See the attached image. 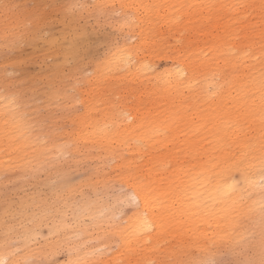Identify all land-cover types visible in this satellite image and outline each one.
I'll return each instance as SVG.
<instances>
[{
	"label": "bare ground",
	"instance_id": "obj_1",
	"mask_svg": "<svg viewBox=\"0 0 264 264\" xmlns=\"http://www.w3.org/2000/svg\"><path fill=\"white\" fill-rule=\"evenodd\" d=\"M95 4H118L122 12L116 26H120L119 30L124 27L125 36L129 39L135 36L136 41L132 39L133 43L128 44V37L125 38L127 40H122L95 65L86 80L91 84L85 100L91 101V94L98 88L112 94L115 85L127 97L116 101L104 99V94H93L98 104L94 107L88 104L83 114L70 116L73 121L69 120V124L72 123L73 128L68 133L56 132L51 124L43 127L46 115L40 119L43 125L40 127L39 120L36 121L37 104L27 109L24 102L18 101V107L6 122L2 116L9 111L10 101L1 100L0 175L6 176L12 169L23 167L46 169L55 163L51 170L57 169L60 165L57 161L66 155L74 166L78 162H93L92 172L96 174L93 176L99 177L95 180L101 183L98 185H105L110 176V180L126 190H123L127 193L125 200L135 204L132 213L115 224L125 237H131L146 223L150 230L142 236V242L147 241L148 246L141 247L138 254L130 258L126 249L117 244L116 252L109 258L103 256L106 240L113 238L107 234V227L100 230L98 225L108 223L112 216H104V202L98 203L99 198L90 202L83 195L75 202L72 195L75 185L69 187L62 183L61 193L55 191L51 201L47 198L43 201L41 197L37 204L40 196L32 197L37 193L27 196L32 197V205H20L19 201L20 207L16 205L19 209L9 215L10 221L18 222L17 227L2 220L4 213L1 215L0 228L4 233L12 232L11 235L19 237L21 255L11 257L13 250L10 253L8 248L0 247V261L25 264L26 259L51 253L60 245L71 246L75 254L61 264L76 261L95 264L99 259L104 264H120L121 261L126 264L129 259L133 264L136 261L159 264L170 258L174 249L183 258L197 261L213 254L216 257L221 251L234 254L228 249V243L244 237L246 244L235 253L251 250L249 259L258 264L262 251L260 207L264 203V165L261 164L264 109L259 90L264 73V0H96ZM134 4L156 7L137 10L131 7ZM238 4L245 7H231ZM188 5L193 7L188 8ZM177 17H182V22L173 23ZM72 30L70 33L74 34L64 40L68 41L65 45L58 44L56 37L48 36L46 51L61 54V59L58 63L52 61L46 74H42L48 87L44 100L41 99L43 102L40 100L44 109L56 105L66 111L67 106L76 102L71 92L79 91L81 77L68 83L63 78L64 73L61 74L69 61L77 62L81 56L78 38L84 34ZM50 53L45 56L51 57ZM158 53L170 60L168 70L160 72L153 68L151 60ZM113 63L118 65V70L110 74L108 67ZM77 66L71 69H78ZM76 72L79 71L67 75L75 77ZM252 93L255 98L249 99ZM47 170L43 173H49ZM57 170L56 177L60 174ZM61 176H65L64 173ZM48 180L47 183L51 182ZM55 180H60L57 184L64 181ZM91 183L83 185L87 187ZM46 184L43 183L51 187ZM52 189L57 188L54 185ZM52 189H48L51 194L55 193ZM93 190L96 193L95 188ZM66 213L71 216L68 222ZM85 220L89 223H84ZM41 224L49 226L58 239L56 236V240L48 239L50 242H44L43 248L32 252L30 249ZM75 234L80 237L78 242L69 239ZM93 240L99 245L87 247Z\"/></svg>",
	"mask_w": 264,
	"mask_h": 264
},
{
	"label": "rangeland",
	"instance_id": "obj_2",
	"mask_svg": "<svg viewBox=\"0 0 264 264\" xmlns=\"http://www.w3.org/2000/svg\"><path fill=\"white\" fill-rule=\"evenodd\" d=\"M95 2H96V0H0V42L3 41L6 30L11 31V29L13 28V26H12L13 22L17 20V17H21V18L27 17L31 13L39 10L46 15L47 21H48L47 24L45 26H43V32L40 34L41 38L38 37L36 39H29V42L24 47L17 49L15 52L10 54L12 56V59H6L3 54H0V97L2 98V99L0 98V101L2 100L1 102L10 101L9 98L11 99V97L13 96V94L16 91V89L14 88L11 91L5 92L3 87H2V85L5 83L6 78L11 77L12 80L14 81V83L16 85H19V91H21V92L23 91L22 93H25V95L23 96V98L21 100H19V102L20 103L24 102L25 104H23V105L27 109L34 107V106L36 107V104H37V107L39 110H37L38 115H36V117H37L36 121L39 120V122H40V123L37 122L38 124H41V120H42L43 115H44V117L46 115V118L43 117L44 119L42 122V124L46 125V126H43L41 124V125H39L40 127L43 126V127L47 128V126L50 127V124H51L52 126H54L57 129L56 132H64L65 131V133H68L71 131L69 129L73 128L72 123L69 124L70 123L69 120L71 121V119H72V121H73V117H70V116H72L73 114H76V116L83 114L84 110L88 104L90 106L98 104L94 101L93 94H104L105 95L104 99H107V100L115 99L116 101H120L121 98L123 99L124 97H127L126 93L119 91L118 90L119 87H117L115 85L113 87V91H114L112 93L113 95L110 92H108L107 90L104 91V88H103V92H101V89L98 88V89L94 90L93 94H91V99H90L91 101L85 100V99H87V97H86L87 90L90 88L88 86H89V84H91V81L86 82V80H88L91 77L92 71L95 68V65L98 63H101L104 60V58L111 52V50L113 48L118 47L120 45V43H122V40L128 39L127 40L128 44L129 43L132 44L133 41L134 42L136 41L135 36L134 37L132 36L133 38L131 37L130 38L131 40L129 39L128 36H127L128 38L125 36L124 33L126 31H125L124 27H122L123 29L119 30L120 26H119V28H118V26H116L118 24L117 20H119V17H120L119 14H121V12H122V10L118 4H114L112 6H108V5L97 6L95 4ZM5 3H10V4L16 5L17 6L16 11L14 13H9L8 16H5L4 9L2 7ZM74 4H86L89 7L86 8L85 10H83V12L74 11V10L70 11L69 6L74 5ZM63 8H65V10ZM70 12H71V14H70ZM67 13H69L68 14L69 16L67 15ZM16 15H17V17H16ZM63 15H65V16H63ZM62 16L64 18H62ZM66 18L69 19L68 24L65 23ZM60 19H62V21H60ZM71 21H73V22H71ZM63 25H64V27H63ZM71 26H72V28H74V30L76 29L75 31L77 33L84 34L82 36V38H81V35L78 38V40H79L78 42L81 43L80 44L81 56H79L80 58L77 59V62L69 61L66 64V67L62 68L61 74H62V72L64 73V75L66 77H63V78L66 79V81L68 83L70 81L72 83L75 79L79 80V78L81 77L80 82L81 81L82 82L78 84L79 91L74 92V90H73L71 92L73 94V96H75V97L72 96V99H75L76 102L72 106H69V108H68V106H67V108L65 107L66 111L63 110L64 109L63 108L62 109L63 112H62V110H60L61 107L58 106L59 107V109H58L56 107V105H54L55 107L49 106V108L47 107L46 109H44L42 104L40 106V102L41 101L43 102V100H44L43 98L45 97V95L48 91L47 90L48 87L44 84V81H45L44 79H46L44 75L48 71L47 67H50V65L53 64V62H55V63L60 62V59H61V54L56 53V55H53L52 53L49 52L50 50L46 51V50H48V49H46L48 47L47 46V40L49 39L48 36L50 37V35H51L54 38L56 37L58 44L65 45L68 43V41H64V40H67V37L69 40V38L72 36V34H74V33H70L71 32L70 30H72ZM74 30H72V31H74ZM122 30H124V31H122ZM45 33L48 34L47 39L44 38ZM60 35H62L64 38ZM125 38H127V39H125ZM37 39H38V41H36ZM132 39H133V41H132ZM44 40H45V42H44ZM59 41L60 42L64 41L65 43H59ZM116 45H118V46H116ZM44 51H45V53H44ZM57 51H58V49L56 48L55 52H57ZM46 52H47V54H46ZM48 53L51 54L52 58L50 56H48L49 58H47V56H45V55H48ZM151 61L153 64V68L157 71H160V72H163V70H168L169 67H171L170 60L165 58L160 53L154 55ZM72 63H74V65L76 64V66L78 65L77 66L78 69H75L76 71L77 70L79 71L78 73L76 72V76L79 74L77 77L76 76L75 77L68 76V75H70L71 71H75L74 69H71V68H74V65H72ZM43 73H44V75H42ZM39 77H41V78H39ZM40 80H41V82H40ZM35 81H36V83H35ZM45 83H47V82L45 81ZM34 85L36 88L34 87ZM44 86H46V87H44ZM134 89L137 90L138 88H134ZM67 92H70V90ZM32 98H33V100H32ZM117 98H119V99H117ZM41 99H43V100H41ZM130 99H131V97H130ZM68 104H70V103L68 102L67 105ZM46 111H48L47 113H49V111H50V113L45 114ZM39 116H41V118H39ZM62 116H64V117H62ZM46 128H44V129H46ZM69 159H70L69 156L66 155V157L64 156V158H61L57 161L58 164H60L59 166L57 165V167L62 168V171H63L65 176H66V173L68 174V177L66 176V178H63L65 176L60 177V174L63 175V173H62V171L58 172V170H57L58 168L57 169L55 168L57 170V174L60 173L59 175H57V177L55 174L56 170L54 168H53V170H55V171L51 170L52 167L56 163L53 165H49L50 168L46 167V169L45 168L44 169L39 168L38 170L34 169L35 172L34 171L31 172V174H33V173L34 174L31 175L29 173V174H27V176L23 175L21 172L14 173L11 170L10 172L7 173V175L10 174L9 177L13 176V177H11V181L6 180L5 176H3V174L0 175V181L3 182V183L0 182L1 183L0 184V220H1V215L4 213L5 215L4 214L2 215V220H5L6 222L8 221V223L10 222V224L12 226L17 227L16 224L18 222L15 223L12 220L10 221V216H9L10 214H11V216L13 214H15L14 210L19 209L20 205H23V204H29L30 203V205H32L31 201H30V198H32V197L37 199L38 196H40V198H38L37 204L39 202V199H41V197H42L43 201L46 198H47V200L51 201L52 197H54L56 194L55 191H57V193L58 192L61 193L60 187L62 185H64L65 183L69 187L70 186L74 187V185H75V187H74L75 189H73V191H75L76 193L80 190V192L76 194L75 192H72V188H70L71 192L73 193L72 195H74L73 197H75L74 201L76 200L75 202H77V203H78V201H80L81 198H83L82 197L83 195L86 198V200H87V198H89L88 200H90V202L95 200V198H99L98 200H96L98 203L104 202V203H102L104 205V208H102L104 211V216L109 214L112 217L109 219L108 223H106V224L99 223L98 226H100V228H101L100 230H104V229L107 230L106 227L109 228L110 224H115L116 222H122L125 217H127L130 213H132V211L135 207V204L133 202L128 203L125 200L126 199L125 196L127 195V193L123 192V190L126 191L124 189V187H122V186L120 187L118 183L116 184V183H114V181L110 180V176H109L108 180L111 181V183L109 181H107V179H106L107 182L105 185H103V184L98 185L101 183L97 182L99 180L96 181L95 179H99V177L94 178V176H96V174L94 175V172H92V168L95 166V163L89 162V161H86L87 163L78 162V164L76 163V165L74 166V164H72L71 159L70 160ZM61 168H59V169H61ZM65 168H66V170H65ZM41 169H43V171H41ZM47 169L50 170L49 173H46V172H48ZM17 170H19V169H17ZM44 171H46V172L43 173ZM51 171H53V173ZM104 172H107V169H104ZM44 174L45 175L49 174V176L45 177ZM53 175H55V177H53ZM44 177L46 178L45 182L43 181ZM89 177L90 178L93 177L92 180H94V182L92 180H90ZM3 178H4V180H3ZM51 178L52 179L57 178V179H61V181H63V180L64 181L57 184L58 181H60V180L56 181L55 179H53V182H52ZM48 179H50V181H51V182H48L49 184L47 183V181H49ZM85 179H87V180H85ZM5 180H6V182H5ZM70 181H71V183H70ZM87 181L93 182V183L88 182V183H91V185H86L88 188L85 187V185H83V184H88ZM95 181L97 183H95ZM80 182H84V183L82 184ZM43 183L44 184L47 183L48 186L51 185V187H46L45 185H43ZM60 184H62V185H60ZM93 184L94 185L97 184L96 185L97 187L93 186ZM54 185H55V188H57V189H52V188H54ZM56 185H59V186H56ZM91 187H92V189H91ZM93 188H95L96 193H93V191H94ZM101 188H103V189H101ZM48 189H50V190L52 189L53 192H55V193L51 194L50 192H52V191H50ZM98 190H99V192H98ZM33 193L34 194L37 193L35 195L37 197L32 196ZM28 195H31L32 197L28 198L29 197ZM49 196H51V197H49ZM24 199L26 202L22 201ZM27 199L29 200V202H27L28 201ZM42 200H40V201H42ZM100 200H103V201H100ZM19 201H20V205H19ZM17 204L19 205L18 208L16 207ZM6 209L8 210V212ZM12 210H13V213H12ZM8 216H9V218H7ZM66 216H69V213H66ZM70 217L71 216L66 217L67 222H68V219H70ZM84 223H89V221L85 220ZM40 226H41V228L39 229ZM40 226L37 229V231L40 233L37 235L36 242H34L32 244V247L30 249L32 252H35L40 247L43 248V246L45 244L44 242H50L56 236V234H52L50 232L49 226L44 227V224H41ZM90 227H91V225H90ZM102 227H103V229H102ZM47 228H48V230H47ZM0 230H2V227L0 228ZM50 233L52 235H50ZM11 234H13V233L12 232H9V233L5 232L4 233L3 230L0 231V247L2 249L8 248L10 253L13 250V252L11 253V255H12L11 257H18L19 255H21V249L19 248L20 247V244H19L20 239L18 236L16 237V236H13ZM14 234H16V233H14ZM58 236L62 237V235H58ZM48 239L49 240L51 239V240L49 241ZM57 239H58V237H57ZM69 239L70 240L72 239L73 242H76V241L78 242L80 237L79 236L77 237L75 234L74 236H71ZM70 242L71 241H69V243ZM105 243L107 244V248L105 247L106 249L105 248H104V250L102 249V251H103L102 253H104L103 256L109 258L114 252H116L117 243L114 239H108V240H106ZM10 245H12V246H10ZM33 245L36 247H33ZM97 245H99V242H97L96 240H93L87 244V247L95 248ZM9 246H10V248H9ZM34 248H36V249H34ZM56 248H59V249H56ZM56 248L51 253L47 252V254L40 255V256H38V258L33 257L31 259H26L25 262L26 261H35L36 264H41V262H43V264H61V263L68 262V260L71 259V256L72 257L75 256V254L72 251L70 253L69 248L65 245H60V247H56ZM80 250H82V249L80 248ZM221 253H224V255L222 256ZM251 255H252L251 250H248L242 254H238V253L229 254V253H225V252L221 251L219 253V255H217L215 258L216 259H231V260L244 261V260H248L251 257Z\"/></svg>",
	"mask_w": 264,
	"mask_h": 264
},
{
	"label": "snow or ice",
	"instance_id": "obj_3",
	"mask_svg": "<svg viewBox=\"0 0 264 264\" xmlns=\"http://www.w3.org/2000/svg\"><path fill=\"white\" fill-rule=\"evenodd\" d=\"M5 16H8L9 13H14L16 11L17 6L10 3H5L3 6ZM89 6L86 4H74L69 6L70 11H80L83 12L86 8ZM131 7L140 10V9H150L152 5L147 4H134L131 5ZM185 7L184 5H181V8ZM188 8H192V5H188ZM200 7H205L204 5H201ZM207 7H213V6H207ZM234 9L243 8L245 5L238 4V5H232L231 6ZM165 19H171L169 17H166ZM182 17H177L174 20H172L173 23L182 22ZM47 17L46 15L37 10L33 13H31L27 17H17L16 22L14 23L13 28L11 31L6 30L5 36L3 38V41L0 42V54H3L6 59H12L11 53L15 52L17 49H20L24 47L28 42L29 39H35L40 36V34L43 32V26L47 24ZM65 23H69V19H65ZM133 23L135 21L133 20ZM202 30V28H201ZM44 38H47V34H44ZM130 58V57H129ZM118 70V65L113 63L108 67V73L114 74L115 71ZM90 75V74H89ZM5 92L11 91L14 88L16 89L15 93L13 94L11 100H10V109L9 111H6L3 113L2 118L5 119L7 122L11 112L15 111L18 107V101L23 98L25 93H22L19 91V85H16L11 77H7L5 80V83L2 85ZM260 101H261V108L264 109V73L261 74L260 79ZM254 93L249 95V99H254ZM119 99V98H117ZM262 140H264V136H262ZM261 164L264 165V143L261 144ZM248 155L251 154V152L247 153ZM14 173L17 171L21 172L25 176H27L28 173H31L34 171L32 168L23 167L19 170L12 169ZM5 179L11 180V177L5 176ZM150 194V193H149ZM260 213H261V224H262V231L260 234V246H261V259L258 262V264H264V203L261 204L260 207ZM163 227V224L161 225ZM149 226L146 223H142L136 230V232L131 237H125L123 234V230L120 228L118 224H110L109 228L107 230V234L111 236L118 245L124 247L126 249V255L130 258L135 257L138 254V251L141 247L148 246L147 241L142 242V236L146 235L149 232ZM133 240H135V243H133ZM246 244V238L241 237L238 240L230 241L227 245L228 249L232 251L233 253L236 252V249L238 247L244 246ZM69 251H74V249L69 247ZM223 256L224 253H221ZM0 264H3V261H0ZM25 264H36L35 261H26ZM43 264V262H41ZM75 264H81L80 261H76ZM95 264H104V261L102 259H99L95 261ZM120 264H125L124 261H121ZM126 264H133V260L129 259ZM135 264H141L140 261H136ZM149 264H157L156 261H150ZM159 264H257L254 260H231V259H216L215 254L210 256L207 259L203 260H197L192 261L183 258V256L178 252V250L174 249L172 252V256L166 260L160 261Z\"/></svg>",
	"mask_w": 264,
	"mask_h": 264
}]
</instances>
